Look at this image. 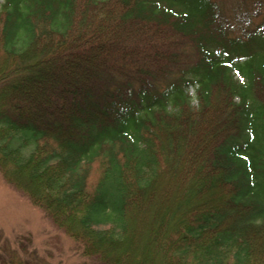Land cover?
<instances>
[{"label": "trees", "instance_id": "1", "mask_svg": "<svg viewBox=\"0 0 264 264\" xmlns=\"http://www.w3.org/2000/svg\"><path fill=\"white\" fill-rule=\"evenodd\" d=\"M242 3L0 6V172L87 264H264V0Z\"/></svg>", "mask_w": 264, "mask_h": 264}, {"label": "rangeland", "instance_id": "2", "mask_svg": "<svg viewBox=\"0 0 264 264\" xmlns=\"http://www.w3.org/2000/svg\"><path fill=\"white\" fill-rule=\"evenodd\" d=\"M229 20L237 24L235 13L242 0H218ZM4 0H0V6ZM236 79L242 80L239 76ZM192 105L197 104L196 87L188 86ZM33 147L32 142L29 149ZM0 172V264H87L79 245L34 206L22 192L4 182ZM147 224V223H146ZM145 219L138 228L144 243Z\"/></svg>", "mask_w": 264, "mask_h": 264}]
</instances>
